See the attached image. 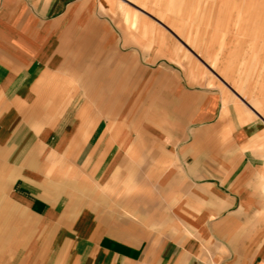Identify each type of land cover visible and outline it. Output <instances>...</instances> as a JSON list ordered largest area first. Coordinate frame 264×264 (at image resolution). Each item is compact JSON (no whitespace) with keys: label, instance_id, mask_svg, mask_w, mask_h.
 Wrapping results in <instances>:
<instances>
[{"label":"crops","instance_id":"1","mask_svg":"<svg viewBox=\"0 0 264 264\" xmlns=\"http://www.w3.org/2000/svg\"><path fill=\"white\" fill-rule=\"evenodd\" d=\"M240 2L185 41L169 0H0L5 264H264V15Z\"/></svg>","mask_w":264,"mask_h":264},{"label":"rangeland","instance_id":"2","mask_svg":"<svg viewBox=\"0 0 264 264\" xmlns=\"http://www.w3.org/2000/svg\"><path fill=\"white\" fill-rule=\"evenodd\" d=\"M129 1H131L135 6L144 9V0ZM145 1L148 4L152 3V0ZM245 1L249 8L253 9V13H256L255 10L258 9L259 11H263L264 15V0ZM244 3H241L240 0H169L168 14L176 17L175 21L180 33L178 30L175 31L180 39L185 40L181 33L185 30L188 32V35L198 31L199 29L201 30V33H206L208 29L207 25L209 16L213 14L218 22V17L222 16L225 10L224 5H231L232 14L234 15L235 12L239 11L240 5H243ZM5 244V238L0 236V264H5L8 256V252L4 250L6 247Z\"/></svg>","mask_w":264,"mask_h":264}]
</instances>
